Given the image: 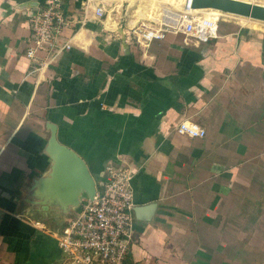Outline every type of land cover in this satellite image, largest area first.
Instances as JSON below:
<instances>
[{
	"label": "crops",
	"instance_id": "1",
	"mask_svg": "<svg viewBox=\"0 0 264 264\" xmlns=\"http://www.w3.org/2000/svg\"><path fill=\"white\" fill-rule=\"evenodd\" d=\"M46 1L0 0V264L64 263L55 234L79 206L43 208L34 188L51 125L94 179L128 166L134 206L155 204L132 211L124 264H264V28L228 17L208 42L147 40L131 29L156 0H93L104 15L83 24L85 0H61L70 48L34 71L30 14ZM183 119L205 135L176 132Z\"/></svg>",
	"mask_w": 264,
	"mask_h": 264
},
{
	"label": "built area",
	"instance_id": "2",
	"mask_svg": "<svg viewBox=\"0 0 264 264\" xmlns=\"http://www.w3.org/2000/svg\"><path fill=\"white\" fill-rule=\"evenodd\" d=\"M90 11L94 18H101L103 3L93 4V0H85L81 5V24L87 20ZM171 11L173 19L166 21L165 14L163 19L133 27L132 33L150 40L161 38L165 32H174L197 43L208 42L216 36L221 14L194 12L190 0L183 1L179 9ZM73 23L74 18L64 12L61 0H47L31 12L32 37L25 56L37 62L34 71L55 62L70 48L69 40L60 42L59 39L63 30ZM175 129L192 138L203 137L206 133L198 123L187 119L179 121ZM133 174L134 171L123 164H104L93 199L83 200L79 210L55 234L64 263L124 264L132 240Z\"/></svg>",
	"mask_w": 264,
	"mask_h": 264
},
{
	"label": "water",
	"instance_id": "3",
	"mask_svg": "<svg viewBox=\"0 0 264 264\" xmlns=\"http://www.w3.org/2000/svg\"><path fill=\"white\" fill-rule=\"evenodd\" d=\"M192 9H214L222 13L242 16L264 22V4L248 0H190ZM51 167L46 176L36 180L42 207L52 205L66 212L80 207L85 199L92 200L96 192V179L88 170L84 160L71 148L59 143L55 137V126L51 125L47 142ZM155 208L154 203L133 206L136 218H147ZM67 264V263H64Z\"/></svg>",
	"mask_w": 264,
	"mask_h": 264
},
{
	"label": "bare ground",
	"instance_id": "4",
	"mask_svg": "<svg viewBox=\"0 0 264 264\" xmlns=\"http://www.w3.org/2000/svg\"><path fill=\"white\" fill-rule=\"evenodd\" d=\"M172 1L173 2H176V5L177 4L179 5V3L181 4L183 1H186V0H172ZM159 3H160V1H158V0H156L154 2V5H153V8H152V11H151L150 15H147V13H145L147 15V17L152 18V19L158 21L161 18L163 19L162 16H165V14H166V17L168 18V19H166V21H169L170 19H173V17H174L173 11L168 10L167 7H164L163 4H160L159 5ZM158 8H159V10H158ZM158 11H159V13H158ZM193 11L194 12H202V13H207L209 11H213L216 14H224V13H222V12H220L218 10H214V9H193ZM238 17H239V19L242 22H244L246 24H249V25L262 26V24H264V22H261V21L255 20V19H251V18H247V17H242V16H238Z\"/></svg>",
	"mask_w": 264,
	"mask_h": 264
},
{
	"label": "rangeland",
	"instance_id": "5",
	"mask_svg": "<svg viewBox=\"0 0 264 264\" xmlns=\"http://www.w3.org/2000/svg\"><path fill=\"white\" fill-rule=\"evenodd\" d=\"M169 3H170V7H169V9H171V10H177V9H179L180 8V3H179V5L177 4L176 5V2H173L172 0H167ZM248 1H251V2H257V3H261V4H264V0H248ZM160 2H162L161 0H160ZM161 3H159V5H160ZM158 10H159V8H158ZM146 11V12H145ZM144 12L145 13H147V15H150V13H151V11H152V9H150V10H145ZM148 11V12H147ZM149 13V14H148ZM158 13H159V11H158ZM235 18V19H237V17L238 16H235V15H231V14H221L220 15V19H223V18ZM238 19H239V17H238ZM260 27H263L264 28V24H262V26H260Z\"/></svg>",
	"mask_w": 264,
	"mask_h": 264
},
{
	"label": "trees",
	"instance_id": "6",
	"mask_svg": "<svg viewBox=\"0 0 264 264\" xmlns=\"http://www.w3.org/2000/svg\"><path fill=\"white\" fill-rule=\"evenodd\" d=\"M96 179V181L98 180V178H95Z\"/></svg>",
	"mask_w": 264,
	"mask_h": 264
}]
</instances>
